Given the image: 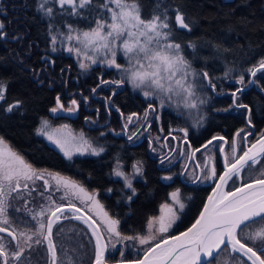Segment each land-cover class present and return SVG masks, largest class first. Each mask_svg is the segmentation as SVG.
Returning a JSON list of instances; mask_svg holds the SVG:
<instances>
[{
    "label": "snow or ice",
    "instance_id": "6c2138e0",
    "mask_svg": "<svg viewBox=\"0 0 264 264\" xmlns=\"http://www.w3.org/2000/svg\"><path fill=\"white\" fill-rule=\"evenodd\" d=\"M57 8L74 17L87 19L92 16L95 27H90L88 31L77 32L71 25H66L68 32L63 33L53 29L50 24L49 31L53 33L51 36L53 46L57 44L58 40L76 39L77 43L83 47L68 46L67 51L75 52L77 56L83 55L93 64L97 63V60L95 55L89 56V50L94 53H99L102 50L111 53V58L105 60L107 65L128 74V82L134 88L141 89L145 99L151 101L152 98H155L159 100L160 107L163 108L166 103L165 97L170 103L172 97L179 94L173 86L175 85L186 94L184 96L185 106L197 108V103L189 98L196 96L193 81L198 82L201 74L192 68L190 62L182 54V45L174 39L177 28L191 31V24L183 12L178 9H170L161 0H157L150 18L143 16L139 0H37V11L47 17L55 16ZM173 12L174 24L172 23ZM93 14L95 15L93 16ZM0 28H3L2 24H0ZM4 35L3 32H0V38H3ZM117 41H121L129 67H124L116 61ZM188 46L195 48L194 44ZM79 66L81 69H86L89 65L81 62ZM229 71L231 69L225 72L226 77ZM247 71L252 77H256L258 72L264 71V58L249 67ZM188 77H192V81H189ZM203 79L209 80L211 84L208 72L203 73ZM124 82L123 77L115 81H101L102 84L114 83L117 86ZM235 82L244 85V76L240 75ZM255 82V80L249 81V83ZM212 87L215 88L214 85ZM261 90L264 91V88ZM6 91L7 85L0 81V102L5 101ZM95 91L94 88L93 92ZM239 92H243V88H237L231 93L234 102ZM196 99L199 98L196 97ZM199 102L204 103L203 100ZM71 104L73 107L67 109L70 113L75 111L77 101L72 100ZM236 106L247 108V105L242 103ZM21 107L22 101L15 100L8 104L3 111L12 113ZM49 111L53 114L65 111L59 96L56 97L55 106L51 107ZM150 111H156V107L151 102L145 112V117ZM132 118V116L128 117L129 123L132 122ZM156 118L159 119L158 116ZM249 125H251V121H249ZM178 131H183L187 136L186 129H178ZM37 135L44 136L59 148L65 157H71L72 153L67 147L68 140L61 134L60 129H50L47 120L41 122V127L37 129ZM236 135L240 136V132H237ZM131 138L130 136L129 139ZM176 138L172 137V139ZM217 139L223 140L224 137H213L208 141V144ZM81 140L83 145L90 148L93 155H99L103 151L102 148L97 149L88 145L82 136ZM232 148V160L229 161L227 156L224 158L223 174L218 175L216 168L213 167L211 175L206 174L205 176L206 179L213 180L216 187L199 218L179 236L157 241L156 233L168 232L178 219L177 207L179 210H183L185 207L179 190L170 193L171 204L161 205L163 214L148 221L147 234L122 235L117 227L119 221L109 216L96 200L95 194L87 193L82 186L57 173L49 172L46 169H35L19 153L12 150L3 138H0V234H3L0 235V264H23L26 253H30L34 246L41 245H46L50 257L49 264H63L54 239L53 228L62 220L68 219L82 221L90 230L94 239L92 264H108L107 244L112 243L111 237L113 236L117 240H130L136 241L140 245H149L144 251L143 258L137 259L132 264H219V253L222 251L236 254L231 256L233 264L237 260L239 264H264V228L255 232L249 231L247 235H244L245 230L250 229V225L264 223V176L247 183L242 182L234 190L224 191L230 181L234 184L236 178L242 179L241 173L246 167H252L259 162L257 157H264V135L252 143L247 150H242L238 156L235 154L237 150L235 140L232 142ZM220 150L224 152L223 146ZM133 167L137 174L142 173V166L139 162ZM114 171L117 176L125 179L126 187L132 190V194L128 196V200L131 201L132 197L136 195V190L132 188L127 176L119 170V165ZM45 175L48 178H45ZM163 179L171 180L172 177L165 176ZM36 180H42L44 191L50 193L46 198L48 202L41 203L37 208H30L28 207L30 201L25 199L23 210L30 219L21 216L13 217L10 212L13 208L12 201L23 199L21 193L25 190L28 192L37 191L29 184ZM50 181L55 182V189L51 187ZM61 187L67 190L61 199L75 196L82 201L86 198L91 202L88 211L96 210L99 224L97 219L86 216L80 207L70 201L66 205L58 204L51 193L60 191ZM108 191L110 192L111 189ZM21 210V207L15 208L17 213ZM68 213H72V215L69 216ZM78 213L79 215H77ZM100 225H103V230ZM104 230L109 237L107 241ZM152 241L156 242L152 243ZM257 243L260 247L255 246ZM113 247H115L114 244ZM64 251L66 252V264H74L73 257L67 255V250ZM121 256H123V252H121ZM118 264H125V262L120 261Z\"/></svg>",
    "mask_w": 264,
    "mask_h": 264
},
{
    "label": "trees",
    "instance_id": "16d2710c",
    "mask_svg": "<svg viewBox=\"0 0 264 264\" xmlns=\"http://www.w3.org/2000/svg\"><path fill=\"white\" fill-rule=\"evenodd\" d=\"M157 0H139L142 14L150 18ZM170 9L185 14L191 31L176 29L174 39L183 47V55L197 70L208 72L214 86L222 90L220 77L243 75L247 69L264 58V0H161ZM56 15L45 17L37 11V0H0V81L7 85L6 99L0 102V138L19 153L36 169H46L78 179L88 189L97 193L107 213L119 221L122 235L143 233L147 221L154 217L160 205L167 201L176 189L192 192V203L181 221V232L188 228L198 215L210 188H188L179 183H165L155 164L146 153L145 146L132 147L123 138L112 134L105 137L103 153L96 157L66 160L60 152L36 133L42 119L55 126L71 124L75 130L83 129V106L77 119L55 114L49 109L55 106L56 97L65 106L68 94L72 99L89 97L90 92L103 80H113L112 71L94 68L82 72L70 58L50 51L49 26L53 29L67 25L87 29L85 19L72 20L66 13L55 10ZM174 24V12L172 13ZM90 27V25H89ZM53 34V33H52ZM194 44L195 48L188 45ZM218 79V81H216ZM220 80V81H219ZM254 80L258 90L251 88L240 96L250 108V121L257 132L264 131V72ZM222 85L217 86L218 83ZM213 85V84H212ZM229 86L225 85L224 90ZM91 99L90 107H102V102ZM15 100L22 107L12 113L4 108ZM122 114L139 113L142 104L125 90L112 101ZM231 105L228 97L217 99L214 109H226ZM141 106V105H140ZM85 116V114H84ZM102 114L99 118H102ZM165 128V123L163 124ZM245 126L244 117L232 112L217 113L207 124L200 138L207 140L216 133L231 135ZM113 127V126H112ZM115 130L118 127L114 128ZM134 161L143 162V180L133 183L136 195L128 200L129 192L121 182L112 178L116 163L128 168ZM111 189L109 192L108 190ZM174 233V234H175Z\"/></svg>",
    "mask_w": 264,
    "mask_h": 264
},
{
    "label": "rangeland",
    "instance_id": "374dc122",
    "mask_svg": "<svg viewBox=\"0 0 264 264\" xmlns=\"http://www.w3.org/2000/svg\"><path fill=\"white\" fill-rule=\"evenodd\" d=\"M57 10H60V9L57 8ZM60 11L62 12V10H60ZM62 13L67 14V12H62ZM94 15L95 14H93V16ZM67 16H69L74 21L77 19H81V20L84 19V18L70 16L68 14H67ZM45 17H47V16H45ZM47 18H49V17H47ZM85 20L87 21V25H88L87 29L81 30L79 27L76 28L75 26H72V28L75 29L77 32H80V31H88L90 27H95L94 19L92 16L88 17ZM66 25H67V23H65V25L63 27H60L56 30H59L60 32H63V33H67L68 28L66 27ZM89 25H90V27H89ZM52 35H53L52 33L48 34L50 51H52V53H54L55 55H63L64 57L70 58L78 70H80L82 72H90L94 68H100L103 71H112V76L115 78L113 80L109 79V80H105V81H115V80L121 79L122 77L125 80V82L120 84L119 86H117L114 83H103L102 84L100 82L99 85L95 88L96 91L93 92V90H92L90 92L89 97L79 96L76 100L74 98L72 99L73 94L67 95L68 96V101L66 102L67 105L64 106L65 111H62V112H65L66 115L62 116V114H61L62 112H58V115L62 116V117H66L68 119L75 120L79 116V110L81 109V107H79V106H83L84 112L82 113L83 118H82L81 122L83 123L84 128L81 130L80 129L75 130L71 126V124H64V125L55 126L48 119H42L40 121L38 128L41 127V122L43 120H47L49 123L50 129H60L61 130V134L68 140L67 147L72 153L70 158L65 157L64 153L62 151H60V149L57 148L54 144L50 143L44 136H40V135H38V136L41 137L43 140H45L48 144H50L55 150L60 152L61 155L68 161H71V160H74L77 158H88V157L96 158V157L100 156L104 151L105 144H106L105 137L107 135L112 134V135L117 136V137H121V138L123 137L125 130H127L126 128L123 127V124L126 125V120H127L128 114H122L121 112L119 114L118 113L116 114L112 110L110 111L109 108L111 106L114 107L112 101L115 99L116 95L119 94L120 92H124L125 90H127L132 95V97H134V99L137 98L141 101L142 104H138L139 105L138 107H140V109H139L140 111L137 114L139 116L141 114H143L144 110L146 108H148V105L151 102L156 107V111H154V112L150 111L149 112L150 116H152V118L155 119L154 126L162 124L161 128H162L164 135L167 133L175 134V135H177L178 139H182V138L186 137L185 133L183 131H178V129H186L187 130V136L191 135V137H193V136L200 137L201 133L205 130L207 124L212 120L213 115L217 114V113H224L225 112V111H217L218 109H214V106L216 104L217 99H221L222 97H224V95L220 96V97H215L213 95V93L210 91V89L206 86L205 80L203 79V73L204 72L195 69L192 65H191L192 68L196 72L201 74L198 82L193 81V83L195 84L194 91L196 93V96L189 98L190 100H194L197 103V108H190V107L185 106L184 96L186 94L183 93L179 89V87L175 86V85H173V86L175 87L176 92L179 94L174 95L172 97V101L170 103L167 101V98L165 97V101H166L165 106L163 108H161L159 100H157L155 98H152L151 101L145 99V97L143 95V91L139 88H134L132 86V84L130 82H128V74L120 72L116 68H110L107 65L105 60H106V58H111V53H106L103 50L99 53H94L91 50H89V53H88L89 56L95 55L96 60H97V63L93 64V63H91L90 59H85L83 55L77 56L75 52L70 53L67 51L68 46H75L77 48L83 47L82 45L77 43L76 39H73L71 41H68L66 38L63 41L58 40L57 44L55 46H53L51 43V36ZM74 35H75V33H74ZM81 39H82V37H81ZM53 47H55V50H53ZM115 50H116V57L115 58H116L117 63L121 64L124 67H129L128 60H127V58L123 52V49H122L121 41L116 42V49ZM81 62L86 63L89 66L86 69H81L79 66ZM246 74L247 75L249 74L248 71L246 72ZM234 75L235 74H231V75H228L227 77L225 75L220 77L221 81H223L222 82L223 87H221L222 85L220 84V82H217L218 83L217 86H220L222 88V90H218L217 89L218 87H217V88H214L215 91L218 94H224L226 91V90H224L225 85L229 86L228 90H234L235 85H239V84L235 83L236 79L239 76L236 75V77H234ZM187 79L189 81H192V77H188ZM216 81H218V79ZM212 84L214 85V80H211L210 85H212ZM225 94H227V93H225ZM229 94H231V93H229ZM100 95H101V97H99ZM196 97H198L199 99H196ZM90 98H94L96 101L102 102V107L101 106L90 107V105H91V99ZM72 100L77 101V106L75 108V111L71 112L72 113L71 114L70 112L67 111V109L73 107L71 104ZM200 100H203L204 103H200L199 102ZM112 107H111V109H113ZM228 107H230V106H228ZM113 110H115V109H113ZM230 112H232V114H235V115L240 114V115H242V118L245 117V113L243 111L234 110L232 108ZM84 114H85V116H84ZM101 114L103 117L99 118V116ZM71 115L75 118H72ZM157 116L159 117V119L156 118ZM122 122H124V123H122ZM163 123H165V128L163 126ZM64 126H67V127H64ZM114 126L118 127V129L117 130L113 129ZM134 131H135V129L128 131L127 136L128 137L131 136V134H133ZM36 133H37V131H36ZM81 136L83 137V140H86L88 142V145H90L93 148H97V149L102 148L103 151H101L99 153V155H93L91 153L90 148L83 145V141L81 140ZM142 136H143V134L140 133L139 136H137L136 140L133 142L135 143L136 141H140L142 139ZM150 139H152V137ZM81 152H83V154H81ZM152 152L156 153L157 149L153 148ZM212 152L214 153V150ZM210 153L211 152H209V158H212L213 155H211L212 153L211 154ZM205 155H206V153H205ZM205 155L202 154L200 156V160H201L200 162L203 161V158ZM137 162H139L140 165L142 166V173L141 174H137L134 167H133V165L137 164ZM118 165H119V170L122 171L125 174V176H127L128 180H130V182L132 184V188H133L134 182L139 181V180H143V174H144L145 166H144L143 162H141V161H134L128 168H125L120 163H116L114 165L113 172H112V178L114 180L121 182V184L124 187V190L128 191L129 195H131L132 190L130 188L126 187L125 179L123 177L117 176L115 174L114 169H117ZM38 170H45V169H38ZM49 172H51V171H49ZM189 172L192 173L190 170H189ZM52 173H55V172H52ZM57 174L79 184L80 186H82L85 189V191L87 193L95 194L96 200L99 201V203L103 206L102 202L97 197V193L88 189L78 179L67 176V175H63L60 173H57ZM262 176H264V162H263L261 169H259L258 173L256 174L255 178L258 179V178H261ZM45 178H48L47 175H45ZM203 179L205 182V177H203ZM161 180L167 182V180L163 179V176H161ZM36 181L29 182V183L36 184ZM50 184H51V187L53 189H55V182L50 181ZM176 190H179L181 197L183 199V202L185 204V207L183 210H179L177 207L178 219L175 221V223L172 225V227L169 229L168 232H166V233H158L157 232L156 233V240L157 241L160 239H164V238H167L169 236H172L175 232H177L179 230L180 223L184 219V217H186V212L189 209V207L191 206L192 198H193L192 192L182 191L180 188L176 189ZM176 190H174V191H176ZM66 191L67 190H65L64 188L61 187L60 191H55L56 197L53 195H52V197L55 199V201L58 204H60L59 202H61V201L62 202L63 201H66V202L70 201L73 204H77V206H80L81 209H84L91 216L92 219H97L95 209H93L92 212L88 211V208L91 206V202L87 201L86 198L83 201L81 199H78L75 196H69L68 199H61V197H63L65 195ZM24 192L28 193V191H24ZM24 194L26 195V193H24ZM30 195H32L31 197L33 198V201L35 203L29 205L28 207L31 206L32 208H37L41 203H47L48 202V200L46 198L50 195V193L49 194H43L42 197H40L39 199L37 198L38 196L36 193H32ZM38 195H41V193H38ZM16 200H17L16 201L17 203H19V201H21L22 205L19 206L22 209L21 213L26 215L25 211L23 210L24 200L23 199H16ZM164 203H168V204L172 203V201L170 199V195H169L167 201H165ZM164 203H162L161 205H163ZM161 205L158 209L157 214L154 217H159L163 214L161 211ZM15 216H17V215H15ZM154 217H152V218H154ZM152 218H150V219H152ZM28 219H30V217H28ZM148 221L145 225V229H144L143 233H140V234H147V232H148V228H147ZM97 222L99 224L98 219H97ZM100 226L103 230V225H100ZM117 227L119 228V224ZM118 231H119V229H118ZM104 234H105L106 238L108 239L109 237H108V234L106 233V230H104ZM111 240H112V243H109L111 246H113V244L115 245L118 243H124L123 254H124V257L128 261L138 259L144 253V251L149 247V245H140L136 241L117 240V238L114 236L111 237ZM155 242L156 241H152V243H155ZM118 255H120L119 252H118Z\"/></svg>",
    "mask_w": 264,
    "mask_h": 264
},
{
    "label": "flooded vegetation",
    "instance_id": "af4514ba",
    "mask_svg": "<svg viewBox=\"0 0 264 264\" xmlns=\"http://www.w3.org/2000/svg\"><path fill=\"white\" fill-rule=\"evenodd\" d=\"M248 80V79H247ZM247 82L244 83V85H235L234 90H226L224 97H228L231 105L228 107L227 111L231 110L232 108L234 110L243 111L246 115L245 109H236L235 106L238 103V101L242 100L240 96L244 94L246 91L237 93V98L235 100V104L233 105V97L231 94L233 91H235L237 88H243L245 87ZM101 97V95L99 96ZM244 104V103H242ZM245 105V104H244ZM112 107V106H111ZM109 108L110 111L112 110L116 114L120 113V111H117V108L112 107L113 109ZM148 108H146L140 116L137 113H131L128 114L129 116H132V122H128V117L126 120V125L123 124V127L126 128L124 134H123V140L126 142L127 145H130L132 147H139V146H145L146 147V153L148 157L151 159V161L155 164L156 169L160 173L161 176H170L172 177L171 180H167L165 183H179L184 187L188 188H197V187H203V188H210L213 186L214 182L213 180H209L205 178V182L203 177L207 175H211V169L213 167L216 168L217 174L220 175L223 171V166L221 162V155H220V148L224 145V154L228 157L229 161L232 160L233 157V148H232V142L235 140L236 142V155H240L242 150H244L245 146H249L251 143H253L256 138L263 134L264 131L257 132L255 128L253 127V130L251 127H248L245 122V126L242 128H239L235 130L231 135H227L225 132L216 133L213 136H211L209 139L205 140L201 139L200 137H191L186 136L182 139H172L173 136L177 137L175 134H165L162 131V124L154 126L155 119L150 116L148 113V116L145 117V112ZM220 111V110H217ZM135 114V115H133ZM143 116V117H142ZM140 118V119H139ZM245 120V117H244ZM250 120V119H249ZM124 123V122H122ZM164 124V123H163ZM135 129L133 134H131V139L127 136L128 131ZM242 130V131H241ZM240 132V136H237L236 133ZM142 133V139L140 141H136L135 143L133 141L136 140L137 136ZM252 133V134H251ZM246 136V139L244 137ZM152 137V139H150ZM213 137H224L223 142L222 140H217L213 143H211L208 147H206L204 150L199 152L198 154H194V151L196 149L203 146L206 142H208ZM186 141V142H185ZM157 149L156 153L152 152V149ZM214 148V149H213ZM214 150V153L212 152ZM209 152L213 155L212 158H209ZM206 153V155H205ZM208 153V154H207ZM205 155L203 158V161L200 162V156ZM161 160H163V163H161ZM264 162V157L261 159V161L256 165L252 167H247L242 172V181L241 183H247L251 180L256 179L255 176L258 173L259 169H261ZM196 163V164H195ZM189 170L192 172L190 173ZM218 177V176H217ZM197 181L194 185H189V183ZM262 178V177H261ZM259 179V178H258ZM30 184V187H35L37 191L35 192H24L21 193L23 200L30 201L29 205L35 203L33 201V198L31 197L32 193L37 194V198L39 199L42 197V195H38V193L43 194H49V192L44 191V184L42 180H37L36 184ZM237 186V181L235 180V183H230L228 189H233ZM27 191V190H25ZM26 193V195L24 194ZM56 192L53 191L51 195L55 196ZM56 197V196H55ZM17 200L12 201L13 208L10 210L11 215L15 217L21 216L25 219H28V217L21 212L17 213L15 212V208L21 206V201L19 203L16 202ZM60 204H68L69 202L61 201ZM28 205V206H29ZM77 206V204H75ZM80 207V206H77ZM30 208H32L30 206ZM81 208V207H80ZM87 215H89L84 209H82ZM69 216H71L70 213H68ZM90 216V215H89ZM91 217V216H90ZM98 223V222H97ZM261 228H264V223H257L254 225H250V229H246L244 235H247L249 231L255 232L260 230ZM54 233V239L57 244L58 253L60 256L61 261L63 264H66V252L64 250H67V255H71L73 257L74 264H91L94 256V243L93 240L86 230L84 226L79 224L78 222L74 221L73 219L68 220H62L60 223L56 224L53 228ZM176 234V233H175ZM3 235V234H0ZM105 235V234H104ZM174 235V234H173ZM11 239V238H7ZM106 241L108 240L105 236ZM256 247H260L259 243L255 245ZM14 247V245H13ZM124 243H118L115 244V247L111 246L110 244H107V257L108 262L113 263L116 261H128L124 254L121 256V252H123ZM118 252L120 255H118ZM236 254H229L228 252H220L219 253V264H233V261L231 260V256H234ZM50 257L47 252L46 245L41 246H34L33 249L30 251V253H26V259L24 260L23 264H49ZM235 264H239V261H235Z\"/></svg>",
    "mask_w": 264,
    "mask_h": 264
},
{
    "label": "water",
    "instance_id": "95a60500",
    "mask_svg": "<svg viewBox=\"0 0 264 264\" xmlns=\"http://www.w3.org/2000/svg\"><path fill=\"white\" fill-rule=\"evenodd\" d=\"M263 72H264V71L258 72L257 75H259V74H261V73H263ZM248 78H249V79H248V85L245 86V87H243V91L249 90V89L252 88L253 85H254V83H249V81L254 80L255 77H252L250 74H248ZM204 80H205L206 86L210 89V91L213 93V95H214L215 97H220V96L225 95V93H224V94H218V93L215 91V89L212 87V85H210L209 80H207V79H204ZM235 83H236V82H235ZM232 101H233V105H234V104H235V102H234V98H233ZM235 108H236V109H245V110H246V115H245V122H246V125H247L248 127H251L252 130H253L252 125H249V117H250V111H249V108H248V107H247V108H239V107H237V106H235ZM50 114L52 115L53 113L50 112ZM61 114H62V116H65V115H66L65 112H62ZM71 114H72V113H71ZM55 115H58V113L55 114ZM71 117H72V118H75V117H73L72 115H71ZM251 134H252V133H251ZM262 135H264V133L261 134V135H259L253 143H255V142H256V141H257ZM210 140H212V139H210ZM217 140H220V139H217ZM217 140H213L212 143L215 142V141H217ZM222 141L224 142L225 140H222ZM251 144H252V143H251ZM251 144H250V145H251ZM205 145H207V147H208L210 144H208V142H206L203 146H201L200 148H198L199 151H194V154L196 155V154H198L199 152H201L202 150H204V149L206 148ZM250 145H249V146H250ZM249 146H245V147H244V150H247V148H248ZM223 148H224V145H223ZM220 155H221V162H222L223 171H224V158H225V154H224V152H221V150H220ZM262 158H263V157H257V160L260 162V160H261ZM259 162H258V163H259ZM258 163L254 164L253 166H256ZM195 164H196V163H195ZM246 168H247V167H246ZM246 168H245V169H246ZM245 169H244V170H245ZM244 170H243V171H244ZM223 171L221 172V174H223ZM243 171H242V172H243ZM241 176H242V173H241ZM198 180H199V178H198L196 181L189 183V185H194V184H196ZM217 180H218V177H217ZM235 180L237 181V186H236V187L240 186V185H241V181H242V179H241L240 177H238V178H236ZM230 183H231V181L229 182L228 185L225 186L224 191H228V190H229L228 187H229ZM215 187H216V184H215V182H214L213 186L211 187V189H210L208 195L206 196V198H205V200H204L203 206H202V208H201L199 214L196 216V218L194 219V221L192 222V224L195 222V220H196L197 218H199V215H200V213L203 211V208H204L205 204L208 203V198H209L210 196H213V194H214V193H213V190L215 189ZM233 190H234V188H233ZM83 213H84L86 216L90 217V216L87 215L84 211H83ZM70 214L72 215V213H70ZM77 215H79V213H78ZM90 218H91V217H90ZM73 220H74V219H73ZM74 221H76V222H78L79 224H81L82 226H84V227L86 228V230L88 231V233L90 234V236H91V232H90V230L86 227V225H85L82 221H78V220H74ZM192 224H191V225H192ZM191 225H190L189 227H191ZM189 227H188V228H189ZM188 228H186L185 230H183V231H181V232H178V233H176V234H174V235H172V236H179L182 232L186 231ZM172 236H169V237H167V238H171ZM91 238H92V236H91ZM92 240H93V243H94V239H93V238H92ZM105 240H106V239H105ZM106 256H107V252H106ZM143 256H144V253L141 255V257H140L139 259L143 258ZM93 258H94V256H93ZM92 261H93V260H92ZM134 261H136V260H132V261H124V262H125V264H132V262H134ZM118 262H120V261L113 262V263H109V262H108V264H118ZM91 264H92V263H91Z\"/></svg>",
    "mask_w": 264,
    "mask_h": 264
},
{
    "label": "bare ground",
    "instance_id": "6f19581e",
    "mask_svg": "<svg viewBox=\"0 0 264 264\" xmlns=\"http://www.w3.org/2000/svg\"><path fill=\"white\" fill-rule=\"evenodd\" d=\"M247 82V84H246V86L248 85V80L246 81ZM252 88H254V89H256V90H258V88L256 87V85L254 84L253 85V87ZM251 89V88H250ZM248 107V106H247ZM249 108V107H248ZM227 109H228V107L226 108V109H218V110H220V111H227ZM250 109V108H249ZM231 110H229V111H227V112H230Z\"/></svg>",
    "mask_w": 264,
    "mask_h": 264
}]
</instances>
